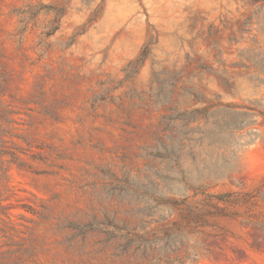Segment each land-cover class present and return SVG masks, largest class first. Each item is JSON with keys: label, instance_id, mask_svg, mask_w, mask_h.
I'll return each instance as SVG.
<instances>
[{"label": "rangeland", "instance_id": "obj_1", "mask_svg": "<svg viewBox=\"0 0 264 264\" xmlns=\"http://www.w3.org/2000/svg\"><path fill=\"white\" fill-rule=\"evenodd\" d=\"M219 105L246 113H181ZM178 142L221 200L171 182ZM107 223L170 250L119 255ZM155 255L264 264V0H0V264Z\"/></svg>", "mask_w": 264, "mask_h": 264}, {"label": "trees", "instance_id": "obj_2", "mask_svg": "<svg viewBox=\"0 0 264 264\" xmlns=\"http://www.w3.org/2000/svg\"><path fill=\"white\" fill-rule=\"evenodd\" d=\"M141 60V59H140ZM225 84L228 87H232L227 81ZM190 96L194 97L196 104L195 94L190 91H186ZM181 113H246L240 112L238 107L234 105H219L212 109L211 106H202L200 108H192L183 110ZM169 154L165 155V159L168 162L169 171L175 175L176 178L171 176V182L179 187L184 192H192L193 196L205 195L207 198H216L221 200V196L209 195L205 191L209 187V184L215 183L218 180L217 175L214 173L213 168L217 166V161L213 162L210 159H202L198 152L195 151L194 146L188 143L187 145L178 144L171 147ZM190 157L191 164L188 167H184L185 162L183 159ZM171 204H178L177 201H171ZM105 227L106 232H109V238L118 239L122 244L116 247L118 254L131 253L132 256L145 258L151 251H155L156 255L165 254L170 248L167 243L170 242L168 236L156 240L154 236L150 238L145 234L136 232L134 229L128 230L125 227H118L112 223H107ZM88 227H94L95 230H99V227L89 225ZM100 231V230H99ZM151 256V262L149 264H160L157 256Z\"/></svg>", "mask_w": 264, "mask_h": 264}]
</instances>
